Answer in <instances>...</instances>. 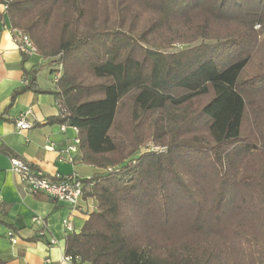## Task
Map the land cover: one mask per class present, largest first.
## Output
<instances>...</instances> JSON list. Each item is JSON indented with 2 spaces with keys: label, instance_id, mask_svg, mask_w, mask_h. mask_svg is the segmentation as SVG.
I'll use <instances>...</instances> for the list:
<instances>
[{
  "label": "trees",
  "instance_id": "obj_1",
  "mask_svg": "<svg viewBox=\"0 0 264 264\" xmlns=\"http://www.w3.org/2000/svg\"><path fill=\"white\" fill-rule=\"evenodd\" d=\"M0 2L59 74L50 122L101 171L66 256L264 264V0Z\"/></svg>",
  "mask_w": 264,
  "mask_h": 264
},
{
  "label": "crops",
  "instance_id": "obj_2",
  "mask_svg": "<svg viewBox=\"0 0 264 264\" xmlns=\"http://www.w3.org/2000/svg\"><path fill=\"white\" fill-rule=\"evenodd\" d=\"M4 5L0 2V261L70 264L64 260L66 237L79 234L95 210L94 200L82 198L72 209L44 193L31 194L12 172L10 159L19 158L50 178L72 175L86 180L101 171L81 162L79 147L68 151L78 137L73 127L50 122L59 116L57 100L49 92L55 88L56 75L48 76L55 74L53 67L37 54L23 56L18 51ZM31 80V89L12 100ZM27 110L32 112L27 118L32 127L19 133L15 121ZM65 221L71 224V232L65 230Z\"/></svg>",
  "mask_w": 264,
  "mask_h": 264
},
{
  "label": "built area",
  "instance_id": "obj_3",
  "mask_svg": "<svg viewBox=\"0 0 264 264\" xmlns=\"http://www.w3.org/2000/svg\"><path fill=\"white\" fill-rule=\"evenodd\" d=\"M4 10H7L6 5H4ZM11 35L16 48L23 56L36 54L35 46L29 35L22 30L14 28L11 30ZM59 70H61V68H59ZM58 77L59 74L54 78V83L57 82ZM57 107L60 112L61 104L59 102H57ZM29 116H32V112L27 110L16 119L15 125L19 133L32 127L31 123L27 120ZM62 129H64V127H62ZM73 129L78 135V130L76 128ZM78 146L79 139L77 137L74 139L73 145L68 148V151L75 152ZM10 164L12 172L19 177L21 183L31 194L36 195L38 193H44L53 200L68 204L72 209L78 208V203L83 198V182L80 178L72 175L50 178L39 173L36 169L30 167L19 158H11ZM108 171H111V169H108ZM64 226L67 232L72 231L71 224L68 221H65ZM10 241L12 244L16 243V239L12 235H10ZM52 243H54V241H52ZM64 260L70 264H74L76 261H80V258L66 256Z\"/></svg>",
  "mask_w": 264,
  "mask_h": 264
},
{
  "label": "rangeland",
  "instance_id": "obj_4",
  "mask_svg": "<svg viewBox=\"0 0 264 264\" xmlns=\"http://www.w3.org/2000/svg\"><path fill=\"white\" fill-rule=\"evenodd\" d=\"M256 29H259V26H256ZM197 44V43H196ZM180 47H182L181 46V44H179V43H177V44H175V45H173L172 47H171V50L172 51H175V50H178ZM48 76H53L52 78H54V76H55V74H51V75H49L48 74ZM147 145V146H146ZM145 146H146V148L145 149H148V150H151L152 152H155V153H164L165 151H166V147H162L161 145H156V144H154L153 142H149V143H147ZM144 146V147H145ZM144 149V148H143ZM142 149V150H143ZM144 151V150H143Z\"/></svg>",
  "mask_w": 264,
  "mask_h": 264
}]
</instances>
